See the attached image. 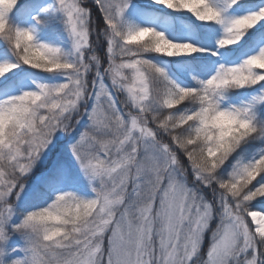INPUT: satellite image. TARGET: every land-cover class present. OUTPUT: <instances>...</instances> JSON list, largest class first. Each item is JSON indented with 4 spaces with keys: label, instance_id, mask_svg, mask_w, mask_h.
<instances>
[{
    "label": "snow or ice",
    "instance_id": "snow-or-ice-1",
    "mask_svg": "<svg viewBox=\"0 0 264 264\" xmlns=\"http://www.w3.org/2000/svg\"><path fill=\"white\" fill-rule=\"evenodd\" d=\"M0 264H264V0H0Z\"/></svg>",
    "mask_w": 264,
    "mask_h": 264
}]
</instances>
